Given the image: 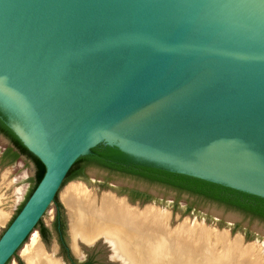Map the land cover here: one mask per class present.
Wrapping results in <instances>:
<instances>
[{"label":"water","instance_id":"water-1","mask_svg":"<svg viewBox=\"0 0 264 264\" xmlns=\"http://www.w3.org/2000/svg\"><path fill=\"white\" fill-rule=\"evenodd\" d=\"M0 114L45 168L0 264L98 146L264 200V0H0Z\"/></svg>","mask_w":264,"mask_h":264},{"label":"rangeland","instance_id":"rangeland-1","mask_svg":"<svg viewBox=\"0 0 264 264\" xmlns=\"http://www.w3.org/2000/svg\"><path fill=\"white\" fill-rule=\"evenodd\" d=\"M6 147L7 142L0 137V154ZM92 167L93 168L87 170L84 181L73 180L68 182L58 195V202L62 205L66 216V241L68 247L72 249V256L79 262L92 260L91 264H127L113 255L114 252L110 243L102 238L90 244L84 243L79 239L73 244L72 237H70L71 233H69V214L61 201V194L71 185L76 184L85 186L90 191L89 194L91 197L95 198L98 203L102 197L109 194V192L121 197L118 191L125 188H137L148 192L151 198L147 203L132 204L129 201L128 203L131 204V206L137 207L135 209L140 213H143L147 209H158L166 213L169 216L168 227L171 231H175L189 224V226L193 225V227L207 232L220 233L223 235L224 240L221 241L220 244H214L211 241L210 243H206L205 251L208 252V255H225L227 244L233 243L238 239L244 249L252 247V249H255L257 253H259L258 255L264 256V222L252 219L239 212L226 209L218 204L178 193L164 186L139 181L136 182L129 176L108 172L99 167ZM102 184H105V186H102L104 188L101 187ZM34 185L35 167L28 159L19 158L14 164L0 168V236L3 234L10 221L15 217L19 208L24 204ZM55 213L56 207L53 204L42 218L43 224L49 229L52 228ZM35 232L38 233L43 245L44 259L49 262H56L57 264H66L65 262H61L63 259L59 255L56 238L52 235L48 242L45 243L39 231L36 230ZM29 240L25 242L21 250L8 264H18L19 262L26 264L21 258V251L29 243ZM128 264H143V262L135 257V259H131Z\"/></svg>","mask_w":264,"mask_h":264},{"label":"bare ground","instance_id":"bare-ground-1","mask_svg":"<svg viewBox=\"0 0 264 264\" xmlns=\"http://www.w3.org/2000/svg\"><path fill=\"white\" fill-rule=\"evenodd\" d=\"M89 192L76 184L61 194L69 214L73 244L79 239L90 244L102 238L110 243L113 255L127 264L135 257L143 264H264V256L252 247L244 249L238 239L227 244L225 255L211 256L205 251L206 243L220 244L224 240L222 234L189 224L171 231L169 216L158 209L140 213L137 207L110 192L98 203ZM43 254L40 237L34 232L21 251V258L26 264H57L45 260Z\"/></svg>","mask_w":264,"mask_h":264},{"label":"trees","instance_id":"trees-1","mask_svg":"<svg viewBox=\"0 0 264 264\" xmlns=\"http://www.w3.org/2000/svg\"><path fill=\"white\" fill-rule=\"evenodd\" d=\"M1 117L2 115L0 114V133L4 134L7 138L10 139L13 148L16 150V153H14L12 157H10V159H5V157H2L0 159V168L11 165L21 155L25 156L26 159L31 161L35 167V185L29 193L26 199L27 201L42 179L45 173V168L43 164L23 146V144L18 140L13 132L7 127L4 118L2 117V119ZM86 165H93L105 169L109 172L120 173L126 176H133L149 183L158 184L179 193L188 194L191 197L218 204L225 207L226 209L239 212L247 217L264 222L263 199L249 196L247 194L236 192L234 190H230L186 176L171 174L166 171L153 168L151 166L139 164L134 162L125 154L119 152L117 149L104 146H98L92 149L89 155L78 159L69 171L66 180L62 185V188L68 182L76 180L78 177V171ZM58 195L59 194H57L55 197L54 205L58 209V213L64 216V209L58 202ZM132 197V201H135L137 197H141V195L132 194ZM149 200L150 198H145L143 203H147ZM26 201L24 202V204L26 203ZM24 204L19 208L15 217L18 215ZM14 218L10 221V223L14 220ZM10 223L8 224V226L10 225ZM53 227L58 231V224L56 222L53 223ZM36 230L39 231L43 242H48L51 236V232L43 224L42 220L36 226ZM66 248H64V253L66 255L65 260L67 262L69 261L73 264H77L76 260L70 253V250ZM18 264L22 263L19 262Z\"/></svg>","mask_w":264,"mask_h":264},{"label":"flooded vegetation","instance_id":"flooded-vegetation-1","mask_svg":"<svg viewBox=\"0 0 264 264\" xmlns=\"http://www.w3.org/2000/svg\"><path fill=\"white\" fill-rule=\"evenodd\" d=\"M2 118V117H1ZM3 119V118H2ZM0 137L7 142V147L1 152L0 154V159L2 157H5V159H10V157H12V155L14 153H16V150L13 148V145L10 141L9 138H7L4 134L0 133ZM19 158H25V156H20ZM18 158V159H19ZM17 159V160H18ZM26 159V158H25ZM16 160V161H17ZM15 161V162H16ZM14 162V163H15ZM12 163V164H14ZM93 165H86L84 167H82L79 171H78V177L76 180H80V181H84V177L86 176V173H87V170L90 169V168H93L92 167ZM96 166H94L95 168ZM105 170V169H104ZM109 172V171H108ZM115 174H120V173H115ZM131 179H133L134 181L136 182H143V183H148V184H154V183H149L147 181H144L142 179H139V178H136V177H133V176H129ZM158 185V184H156ZM102 186H105V184H102ZM160 186V185H159ZM104 188V187H102ZM177 192V191H176ZM179 193V192H178ZM118 194L120 196H125L127 198V201H129L130 203L132 204H145L143 203L144 199L145 198H151L150 194L146 191H143V190H140V189H137V188H125V189H122L120 191H118ZM132 194H135V195H141V197H137V199L135 201H132L133 197H132ZM188 195V194H186ZM189 196V195H188ZM57 223L58 224V231L54 229L53 225H52V228L49 229L50 232H51V236L53 235L55 238H56V244L58 246V250H59V255L62 257L63 261L62 262H65L66 264H73L71 262H67L65 260L66 258V255L64 253V248H68L70 250V253L72 254L71 252V247L69 248L68 247V244H67V231H65V225H66V228H67V223H66V216H65V212H64V216H62V214H59L58 213V209L56 208V213H55V217H54V222L53 223ZM68 228H69V224H68ZM70 236V235H69ZM79 247V245H78ZM66 248V249H67ZM75 259V258H74ZM76 260V259H75ZM91 261L92 260H84L83 262H79L78 260H76V263L77 264H91ZM64 264V263H63Z\"/></svg>","mask_w":264,"mask_h":264}]
</instances>
